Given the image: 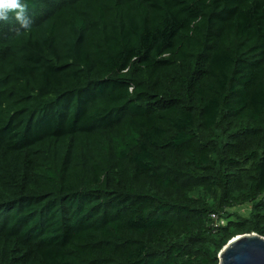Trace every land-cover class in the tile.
Returning a JSON list of instances; mask_svg holds the SVG:
<instances>
[{
  "label": "trees",
  "instance_id": "trees-1",
  "mask_svg": "<svg viewBox=\"0 0 264 264\" xmlns=\"http://www.w3.org/2000/svg\"><path fill=\"white\" fill-rule=\"evenodd\" d=\"M27 3L0 21V264L264 238V0Z\"/></svg>",
  "mask_w": 264,
  "mask_h": 264
},
{
  "label": "water",
  "instance_id": "water-1",
  "mask_svg": "<svg viewBox=\"0 0 264 264\" xmlns=\"http://www.w3.org/2000/svg\"><path fill=\"white\" fill-rule=\"evenodd\" d=\"M241 239L254 242L234 247ZM218 258L220 264H264V238L253 233L237 236L220 251Z\"/></svg>",
  "mask_w": 264,
  "mask_h": 264
},
{
  "label": "clouds",
  "instance_id": "clouds-1",
  "mask_svg": "<svg viewBox=\"0 0 264 264\" xmlns=\"http://www.w3.org/2000/svg\"><path fill=\"white\" fill-rule=\"evenodd\" d=\"M27 9V0H0V21L7 22L14 16L22 28H28L32 21Z\"/></svg>",
  "mask_w": 264,
  "mask_h": 264
},
{
  "label": "snow or ice",
  "instance_id": "snow-or-ice-1",
  "mask_svg": "<svg viewBox=\"0 0 264 264\" xmlns=\"http://www.w3.org/2000/svg\"><path fill=\"white\" fill-rule=\"evenodd\" d=\"M251 242H254V241H247V240L241 239V240H240V243L234 245V247L238 248V247H240L241 245H244V244H247V243H251ZM231 251H232V249H229V252H231ZM225 256H227V253L225 254Z\"/></svg>",
  "mask_w": 264,
  "mask_h": 264
},
{
  "label": "rangeland",
  "instance_id": "rangeland-1",
  "mask_svg": "<svg viewBox=\"0 0 264 264\" xmlns=\"http://www.w3.org/2000/svg\"><path fill=\"white\" fill-rule=\"evenodd\" d=\"M235 211H239L238 213H242V214H245V215H247L248 214V209L247 208H245V209H243V210H235Z\"/></svg>",
  "mask_w": 264,
  "mask_h": 264
},
{
  "label": "built area",
  "instance_id": "built-area-1",
  "mask_svg": "<svg viewBox=\"0 0 264 264\" xmlns=\"http://www.w3.org/2000/svg\"><path fill=\"white\" fill-rule=\"evenodd\" d=\"M213 219L217 222V220L215 219V217H213ZM220 223L223 224V221H221Z\"/></svg>",
  "mask_w": 264,
  "mask_h": 264
}]
</instances>
